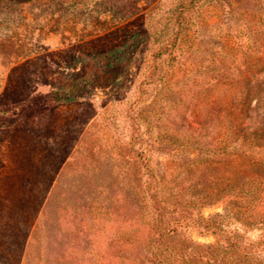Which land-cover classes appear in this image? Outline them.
Wrapping results in <instances>:
<instances>
[{
    "label": "rangeland",
    "instance_id": "1",
    "mask_svg": "<svg viewBox=\"0 0 264 264\" xmlns=\"http://www.w3.org/2000/svg\"><path fill=\"white\" fill-rule=\"evenodd\" d=\"M0 264H264V0H0Z\"/></svg>",
    "mask_w": 264,
    "mask_h": 264
},
{
    "label": "trees",
    "instance_id": "2",
    "mask_svg": "<svg viewBox=\"0 0 264 264\" xmlns=\"http://www.w3.org/2000/svg\"><path fill=\"white\" fill-rule=\"evenodd\" d=\"M191 5H192V3H190V4L187 5V4H184V2H180L179 4H177L176 9L179 10L178 12H179L180 14H182V13H183L185 10H187ZM159 226H162V221H160ZM205 226H207V225H205ZM161 228H162V227H161ZM168 232H169V233L175 232L174 227L171 226V227L168 229Z\"/></svg>",
    "mask_w": 264,
    "mask_h": 264
}]
</instances>
